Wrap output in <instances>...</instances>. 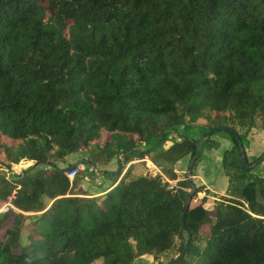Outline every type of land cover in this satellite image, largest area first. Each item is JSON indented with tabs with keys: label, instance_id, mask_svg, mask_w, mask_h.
Returning <instances> with one entry per match:
<instances>
[{
	"label": "trees",
	"instance_id": "trees-1",
	"mask_svg": "<svg viewBox=\"0 0 264 264\" xmlns=\"http://www.w3.org/2000/svg\"><path fill=\"white\" fill-rule=\"evenodd\" d=\"M258 120L264 128V0H0V168L34 163L0 176V209L11 204L0 264H136L176 239L169 264H264V177L242 168L228 130L244 146ZM196 124L201 137L225 128L202 150L216 135L232 143L230 196L215 209L193 205L196 188L184 217L187 179L174 189L160 175L115 180L152 151L171 165L193 158ZM82 151L91 170L121 157L105 195L71 194L56 163Z\"/></svg>",
	"mask_w": 264,
	"mask_h": 264
},
{
	"label": "rangeland",
	"instance_id": "rangeland-1",
	"mask_svg": "<svg viewBox=\"0 0 264 264\" xmlns=\"http://www.w3.org/2000/svg\"><path fill=\"white\" fill-rule=\"evenodd\" d=\"M198 127H200V125L196 124V125H194V127L192 129V131H194L193 136L196 139L201 138V136H200L201 134L198 130ZM182 129H183V127H181V130ZM263 130H264V128L262 127L260 120H258L256 128L253 129L250 133H248V138L253 136L251 138V142L254 144V146H256V144L260 143L261 141L263 143L264 138L261 139L258 136V132L263 131ZM175 135L178 136V134H174V136ZM178 138L180 139L179 136H178ZM214 138H215V140H217L218 138L228 139V137L224 136V135H216L213 137V140H214ZM151 148H153V147H151L149 145L142 147V149L144 151L150 150ZM214 148H216V147L214 146L213 148H205L204 150H202L203 153L201 155H203V154H204V156L207 155V156H209L208 159H211L210 154L213 152L211 149H214ZM205 150H207V151H205ZM93 152H95V150H93ZM263 153H261V155H263ZM214 154H216V153H214ZM155 156H157V155H155V151H152V152H150V155L144 159H137L136 158V159L132 160L129 164L124 166V170H122L123 172L121 173V176L117 177L116 181L119 183L128 172H129L128 174L130 175L131 178H136V177H140V176H149V177L154 178V177L160 175L163 177V179L166 182L169 183V185H171L170 189H174L177 187L178 181L187 179L188 167H189V164L191 162V159H192L191 156L192 155L185 157L184 161H182L183 163H181L180 165H178V163L180 161L174 165H171V164L167 163L163 158H158V157L155 158ZM249 156H250V154H249ZM91 157H92V153L82 151V152H79L77 154L67 156L63 162H57L56 163V165L60 168H64V169H68V170H71L73 168L78 169V174H77L76 178L71 181V182H73L71 194H79L80 193V194H86L88 196L94 195L95 192L104 191L113 185L112 182L108 181L105 178L106 174H105V171H103V170H104V166H107V165H99L95 170H91L88 167L86 162H88L89 158H91ZM119 157L120 156H117L114 158V161H116L117 159L119 160V164L117 165V168H118L117 171L112 173L114 176L113 175L110 176L111 178L115 177V174H117L120 171L121 159H119ZM260 157L261 156H259L258 158H255V159L248 158V160L252 159L251 161L249 160L250 162L248 161L249 164H253ZM202 158H203V156H202ZM221 164H222V161L220 163L219 159H218V166L220 169H221V166H220ZM214 165H215V163H214ZM33 167H34V163L24 161L21 164H19L17 167L13 168L11 172L10 171L7 172L6 170H3L2 168H0V176H3L5 178L12 180L13 179L12 172L15 174H22L26 170L31 169ZM197 167H198V165H197ZM197 167H195V169L193 171V178H192L193 183L196 184L195 185L196 188L203 187V190H202V192L197 194V196L193 200V205H200L201 204L206 210L211 211V210L215 209V207H217V205L219 203H221L225 197L230 196L229 188H228V192L225 195V197H222L220 195H216V198H215V196L210 197L208 191L205 190V187L204 186H198V184H197L198 181L196 182L195 173L200 172V171L196 172ZM175 169H177V172H175V173L178 175V180L171 181V180H169L167 172L170 170H175ZM252 172L254 174H257V173H255V169L252 170ZM229 187H230V184H229ZM189 192H191V191L189 190ZM47 205L51 206V202L47 201ZM10 207H11V204H7L6 206H4L3 208L0 209V213L7 212ZM28 216H30L28 222L31 223V222H34L39 217V214H28ZM208 232H209L208 228L206 226L203 227L202 233H201L203 237L201 238V241L199 242L200 244H198V245L204 246V243L206 242L205 237H206V235H208ZM180 245H181L180 239H176L175 247L172 250L168 251L167 253L159 254L157 256L146 255V256H143V257L136 259L135 263L136 264H169L178 257ZM95 264H101V263L96 262Z\"/></svg>",
	"mask_w": 264,
	"mask_h": 264
},
{
	"label": "crops",
	"instance_id": "crops-1",
	"mask_svg": "<svg viewBox=\"0 0 264 264\" xmlns=\"http://www.w3.org/2000/svg\"><path fill=\"white\" fill-rule=\"evenodd\" d=\"M192 133H194V132H192ZM258 136L261 139L264 138V130L258 132ZM180 137H182V135ZM252 137L253 136H251L250 138L247 137L245 139L244 147H245V151L247 154V158L255 159V158H258L259 156H261V153L264 152V141H263V143L261 141L260 143L256 144V146H254V144L251 142ZM214 140H215V138H214ZM179 141H180V139L178 138V136H176V135L174 136V134L170 135L167 138V141H166L164 147L169 148L171 145H174L175 143H178ZM215 141L217 143L218 148L216 147L217 149L216 148L211 149L213 151V152L211 151L212 153L210 154L211 159H208L209 156H207V155L204 156V154H203V158H202L200 164L198 165V167L196 168L197 171L195 170L196 172H198V171H200V172L195 173V178H196V182L198 181V183H197L198 186H204L205 190L208 191L209 196L210 197L215 196V198H216V195H220L222 197H225V195L228 192L229 180L224 173L222 164L220 165L221 169L219 168L218 159H219V162L221 163L223 153L227 149L231 148L232 143H231V141H229V139H222V138H218ZM156 146H157V144H156ZM205 151H207V150H205ZM214 153H216V154H214ZM249 154H250V156H249ZM119 159H121V158L119 157ZM252 159H249V160L251 161ZM182 161H184V159L181 160L178 163V165L183 163ZM214 163H215V165H214ZM118 164H119L118 159L116 161L113 160L109 165L104 166L103 171L113 173V172L117 171V169H118L117 165ZM174 171L177 172V169H175ZM255 173L259 174L261 177H264V162L262 164H260L255 169ZM105 178L111 182L110 177L105 175ZM115 180H116V178H115ZM113 187H115L114 184L104 191L95 192L94 195H89V196L98 197V196L105 195L108 191L113 189ZM76 195L82 196V194H80V193L76 194Z\"/></svg>",
	"mask_w": 264,
	"mask_h": 264
},
{
	"label": "water",
	"instance_id": "water-1",
	"mask_svg": "<svg viewBox=\"0 0 264 264\" xmlns=\"http://www.w3.org/2000/svg\"><path fill=\"white\" fill-rule=\"evenodd\" d=\"M225 130V128L223 127H218V128H215L214 130L212 131H209L207 132L203 137H201L199 139V141L197 142V149H196V153H195V156L191 159V162L189 164V167H188V172H187V180L190 182L191 187H192V191H191V194L189 196V198L187 199V202H186V207H185V212H184V217L186 216V212L190 206V203H191V200H192V197L195 193V189H196V184L193 183V171H194V166L195 164L197 163V161L199 160V157L202 156L201 153H202V147H203V144L214 134V133H217L219 131H223ZM232 134H234V136L236 137L237 141H238V144H239V148H240V151H241V154H242V160H243V164H242V168L245 169V170H254L256 169L260 164H262L264 162V153L263 155H261V157L256 161L254 162L253 164H249L248 162V158H247V154H246V151H245V148L242 144V142L239 140V137L237 135V133L233 130V129H228ZM183 234L185 236V249L188 247V244L190 242V235L189 233L187 232V228L183 227ZM183 257L180 256L177 260V262Z\"/></svg>",
	"mask_w": 264,
	"mask_h": 264
},
{
	"label": "built area",
	"instance_id": "built-area-1",
	"mask_svg": "<svg viewBox=\"0 0 264 264\" xmlns=\"http://www.w3.org/2000/svg\"><path fill=\"white\" fill-rule=\"evenodd\" d=\"M77 174H78V169H77V168H73V169L68 170V171L66 172V176H67L71 181L74 180V179L76 178Z\"/></svg>",
	"mask_w": 264,
	"mask_h": 264
}]
</instances>
